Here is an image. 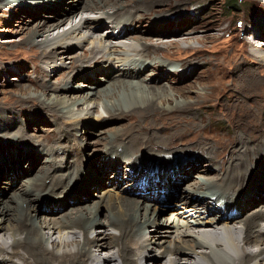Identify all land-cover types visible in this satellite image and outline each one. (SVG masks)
<instances>
[{
    "label": "bare ground",
    "instance_id": "obj_1",
    "mask_svg": "<svg viewBox=\"0 0 264 264\" xmlns=\"http://www.w3.org/2000/svg\"><path fill=\"white\" fill-rule=\"evenodd\" d=\"M137 1L144 2V8L125 12L122 5L116 6L107 0H73L72 9L67 13L76 11L80 6L91 15L80 14V21L75 23L78 19L75 14V22L70 19L69 27L60 31L67 19L50 26L42 22L28 28L30 22L24 18L30 12L42 16L45 10L51 13L49 19L64 16L68 1L51 0L48 3V0H38L35 2L38 10L34 11L28 9L35 7L28 0H0V10L23 8L19 15V30L25 37L21 42L44 47L39 57L36 56L45 64L44 69L49 70L47 67L50 65L57 68L54 59L66 56L74 64H82L80 70L87 72L92 85L93 78H98L105 71L100 69L103 61L112 66L93 86L79 85L90 91L75 97L71 103L68 96L63 99L57 95L59 89L53 86H41L42 90L38 92L20 85L21 91L16 95L22 106L38 101L34 105L37 111L33 116L40 118L41 126L51 120L42 117L40 109L63 114V126L56 129L60 140L43 134L33 136L30 132L37 131V127L30 116L14 130L15 119L8 114L10 110L0 105V264H145L142 253L147 248L154 251L153 248L160 247H164L162 254L167 253L166 264H181L177 254L182 251L193 252L186 259V264H264V135L254 138H259V143L244 142L241 137L242 142L226 146L229 157L216 165H210L208 158L214 150L205 143L200 144L201 151L198 153L188 154V162L181 163L174 158L166 160L169 152L166 149L171 146L168 141L176 136L173 133L159 135V141H152L154 137L149 135L143 145L136 144L139 138H126L129 135L127 126L102 129L97 131V139L89 138L92 135L90 130L102 124H94L97 119L109 120L116 114L139 119L148 116L147 113L154 115L178 109L177 106L169 109L159 105H172L174 95L180 92L155 88L162 85L169 75L178 82L174 78L179 73L175 71L176 67L165 69L166 76L161 79L158 71L162 66L156 67L147 59L143 62L146 55L134 57L143 53L145 47L154 45L149 43L152 39H132L137 35L138 27L144 25L139 23L142 17L134 12L153 8L165 0ZM68 7L71 8V5ZM179 16L174 19L179 20L176 25L185 26L188 21ZM163 17L167 18L162 15L158 19ZM174 20L165 22L167 26L162 25L159 32L153 33L148 28L143 32L159 37V33H167L165 31L175 25ZM88 24L90 28L96 27L87 29ZM104 24L108 27L111 24L113 31L101 34L99 31ZM179 26L175 33L184 34L185 30ZM145 27H149L148 23ZM56 28L57 33L52 31ZM257 30L263 32L264 24H260ZM39 34L44 37L37 41ZM54 37L59 41L52 44ZM183 40L190 41L188 38ZM183 40L174 37L167 47L181 44ZM71 43L91 47L90 56L87 53L80 56L66 54ZM252 54L258 55L255 59L259 64L264 63L262 49L254 47ZM98 58H101L100 63L96 61ZM87 61L96 62L95 68H84L88 67L84 64ZM149 66L153 70L144 74ZM115 71L118 73L116 78L120 79L117 84H110L107 75H114ZM249 73L256 76V70ZM64 74L58 88L68 91L70 88L65 82L72 76ZM47 76L52 74L47 72ZM104 78L107 86L100 88V80L104 82ZM144 78H151L150 84ZM122 79H129L130 82H123ZM260 82L255 81L256 84ZM152 84L155 86H148ZM181 106H189V102L178 107ZM87 118L90 121L79 124L82 128L75 126L74 130L69 129ZM53 120L56 121L57 117L53 116ZM142 124L138 127H144ZM79 129L86 136L80 135V143L79 138L70 141L69 138L79 135ZM103 142H106L105 150L96 151ZM82 144L91 148L85 159L79 151ZM15 148L23 154L15 158L6 155L5 150ZM187 152L189 150L179 151L180 154ZM68 153L75 157L69 159ZM199 167H206V173ZM92 198L96 200L88 205ZM180 206H184L183 209ZM252 206H259V210L249 213L242 224L236 221ZM67 209L68 212L62 213ZM162 235L164 238H161Z\"/></svg>",
    "mask_w": 264,
    "mask_h": 264
},
{
    "label": "rangeland",
    "instance_id": "obj_2",
    "mask_svg": "<svg viewBox=\"0 0 264 264\" xmlns=\"http://www.w3.org/2000/svg\"><path fill=\"white\" fill-rule=\"evenodd\" d=\"M37 1L38 0H28V3H33L32 5L35 6L28 9L34 11L38 10L37 5H35ZM66 1H68V5H66L64 11L66 13L64 16L55 17V19H49L51 13H48L47 10H45L46 12H44L42 16H37L36 14L38 13L36 12L27 13L24 20L30 22L28 28L32 26L36 27L42 22H46V26H50L58 23L62 19H67L62 24L63 27L60 31H63L69 27L70 19L75 22V14L78 15V19L75 23L80 21V14L91 15L87 12L88 10H84L85 8L80 6H78L76 11L74 10V12L67 13L72 9L74 2L73 0ZM49 2H51V0H48V3ZM107 2L115 4L116 6L122 5L125 12L133 11L137 8H144V2L137 0H107ZM229 4H231V8H228ZM69 5H71V8L68 7ZM22 9L13 11L7 9L0 10V105L6 106V109L12 111H8V114L15 119L14 122L16 127H14V130H16L20 124L22 125V123L26 122L27 118L30 116L32 117L31 120L35 122V127H37V131L34 130L30 132L33 133V136L39 137L43 134L44 136H53L50 139L60 140L61 136L56 129L60 128L61 125L63 126V124H61L64 121L62 118L63 114L60 111L53 114L52 110L40 109L42 117L47 119L50 118L51 120V122H45L41 126L40 118H35V116H33L34 112L37 111L34 105L37 104L38 101L37 103H27L22 106V101L19 96L16 95L21 91L19 87L21 85L22 87H29L31 90H39L38 92H41V86L50 85L55 89H59L57 90V95L61 96L63 99L68 96V101L71 103L75 97L85 95L90 91L89 88L87 90L79 87V85L82 84L91 85L89 81L90 78L87 76V72L80 70V68H83L81 63L74 64L72 59H67L66 56L54 59L57 68H53L52 65H50L47 67L50 71L44 69L46 68L45 64L38 58V55L43 51L44 47L22 43L25 37L24 33L19 30ZM179 9H181V11H179ZM134 13L142 17L141 20H138L139 23L142 22L144 25H142V28L138 27L136 31L137 35L132 39L137 37L152 39L149 43L154 44L145 47L143 53L137 56L135 55L134 57L146 55L143 62L147 59L151 64L154 63L156 67L162 66L163 68L158 71L161 74V79L166 76V74H164L166 73V71H164L165 69L176 67L175 71H179V73L178 77L174 78L178 79V82L172 80L169 75V78L167 77L162 84L164 86H155L153 84L148 86H155V88L164 87L163 90L165 91H170L171 89L172 91L180 92L174 95L175 101L172 103L170 102L172 105L169 106L168 103L159 105L160 108H175L177 106L176 108L178 109L172 112H160L154 115L147 113L148 116H143L139 119L130 118V116L126 114H116L115 117L109 118V120L111 119L110 121L105 119L102 120V118L97 119L93 123L99 124L102 122V124L90 130L94 132V134L92 132V135L87 134L89 138L91 140L97 139L98 136L96 133L102 129L114 127L122 128L127 126L129 135L126 138L130 139L132 136L133 138H139L136 144L143 145L149 135L154 137L152 141H159V135L173 133V135L176 136L168 141L171 146L166 149L169 150L166 154L168 156L166 160L174 158L173 160H178L181 163L188 162V154H193L192 152L198 153L201 151L199 148L200 144L205 143L214 150L212 155L209 154L208 160L210 165H216V163L221 161L224 162L225 159L229 157V153L226 152V146L230 147L236 145L238 141L242 142L241 137L244 139V142L259 143V138H254L258 135H264V63H262V65L259 64L258 60L255 59L258 55H253L252 50H254V47H258L262 49L264 54V31L260 33V31L257 30L260 24H264V0H239L238 3H233V0H165L153 8L147 7L145 11L138 9ZM52 14L54 15L55 13L53 12ZM162 15L167 18L165 19V17H163L165 20L163 18L159 20L158 17H162ZM55 16H57V14H55ZM176 16L188 21L184 23L185 26H183V24H179L180 26L178 25L185 30L184 34L183 32L175 33L178 27L176 24L179 21L178 19L174 20ZM30 18H34V20L29 21L28 19ZM170 19L174 20L175 25L168 28L165 31L167 33H159V37H153L152 34L143 32L147 28L153 33L159 32L161 26L163 25L166 27L167 23L165 22H168ZM147 23L149 27H145ZM135 24L136 23H133V25ZM88 27L87 29L92 30V28L96 26H91L90 28V24H88ZM107 27L108 25L104 24L99 32L105 34L114 29L111 24H109L108 28ZM57 30L58 28L52 29L55 33H57ZM172 36L180 37L182 40L188 38L190 41L186 42L183 40V43L178 45L174 44V46L168 48L167 44H170L174 38ZM43 37V35L39 34L36 36V40L40 41ZM57 40L59 41V38L54 37L52 44H55ZM126 40L129 41L128 38ZM159 45L160 47H157ZM88 48L87 45L78 46L75 43H71L69 44L70 51L66 54L80 56L87 53V55L90 56L89 50L91 47ZM96 61L100 63L101 58H98ZM84 64L88 66L84 68L89 69H94L96 66V62L87 61ZM101 64V70L104 68L106 71L107 68H112L111 64L108 66V63L105 61ZM115 67L117 71V66ZM149 67L144 71V74L153 70V67ZM252 70H256V76H251L249 72ZM105 71L99 74L97 76L98 78H93L95 81L92 82L91 86L99 81V79H102L103 75H106ZM116 71L113 73L114 75H107L110 78V84L112 82L113 84H117L120 79V77L116 78L115 74H118ZM47 72L48 74H52V76L48 77ZM64 73H69L72 76V79H67L65 82L66 87L68 86L70 88L68 91L64 88H58V83H60L65 76ZM189 75V79L180 82ZM147 76L148 74L144 77ZM104 79V82L100 80V88L107 86L106 78ZM149 79H146L148 84L151 82ZM122 80L123 82H130L129 79ZM256 80L261 82L256 84ZM133 81L137 82L139 80L134 79ZM50 95L54 96L53 94ZM188 102L189 106L183 108L182 106L178 107L179 104L183 105ZM53 116L57 117L56 121L53 120ZM86 121L90 120H88V118L84 119L80 123L71 125L69 129L74 130L75 126L82 128V125L79 126V124H85ZM139 124H142L144 127L139 128ZM81 131L82 130L79 129L77 131L79 135L75 134L74 137L69 138L70 141L79 138L80 143V135L86 136ZM119 139H122V137H119ZM18 141L20 142L19 138ZM24 141L21 140L22 143H25ZM12 144L13 140L11 141V145ZM38 145L41 148V145ZM104 145L106 146V142L101 143L96 151L101 152L103 148L105 150ZM190 148L195 149L190 150ZM180 150H189V152L186 153L187 155L183 153L180 154ZM79 151L84 155L83 158L85 159V156L90 153L91 148H88L87 145H83L80 146ZM5 152L6 155L9 156L10 154L13 158L23 154L19 153L16 148L10 151L5 150ZM154 154H159V152H154ZM66 155H68L69 159L75 157V155L71 157V155H73L71 153ZM44 156L46 155L44 154ZM21 165H23V162ZM120 167L121 166L118 165L117 169L120 170ZM36 168L37 166H35V170ZM205 168L206 167H199L198 169L206 173ZM96 199L92 198L89 200L90 202L88 205H91ZM80 206L81 205L78 207ZM71 207L76 208L75 206ZM180 207L183 209L184 206ZM192 210L193 209H191V211ZM256 210H259V206H252L244 216L236 221H241L240 224H242L249 213ZM68 211L69 209L62 213ZM193 214L196 215V213ZM60 215L62 214L60 213ZM42 216L44 215L42 214ZM39 218L43 217L40 216ZM235 224H238V222H235ZM156 228L161 230L159 226H156ZM93 235L96 234L93 233ZM163 235L161 238H164ZM163 248L164 247L153 248L155 249L154 251L147 248L148 250L146 249L141 255L145 264H166V262H168V256L167 253L162 254ZM192 255L193 252L187 253L182 251L177 254V257L181 259V264H186V259L188 256L190 257ZM103 256L105 255L103 254Z\"/></svg>",
    "mask_w": 264,
    "mask_h": 264
},
{
    "label": "trees",
    "instance_id": "obj_3",
    "mask_svg": "<svg viewBox=\"0 0 264 264\" xmlns=\"http://www.w3.org/2000/svg\"><path fill=\"white\" fill-rule=\"evenodd\" d=\"M239 0H233V3H238ZM228 8H231V4L228 5Z\"/></svg>",
    "mask_w": 264,
    "mask_h": 264
}]
</instances>
